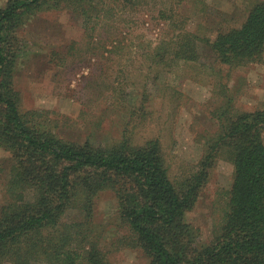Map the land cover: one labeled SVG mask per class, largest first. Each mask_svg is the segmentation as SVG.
I'll list each match as a JSON object with an SVG mask.
<instances>
[{
    "label": "trees",
    "instance_id": "obj_1",
    "mask_svg": "<svg viewBox=\"0 0 264 264\" xmlns=\"http://www.w3.org/2000/svg\"><path fill=\"white\" fill-rule=\"evenodd\" d=\"M112 1L125 10L135 3L7 0L0 6V149L10 154L6 200L0 205V264H114L111 252L122 249L143 251L147 264H264V107L238 110L234 96L223 89L212 112L217 127L202 140L203 155L176 177L162 139L138 134L153 122L146 85L143 92L132 81L121 87L118 98L125 101L127 95L129 103L108 98L130 121L123 136L107 142L72 138L64 116L24 108L15 80L24 47L20 33L32 17L70 9L93 31L102 22L115 24L120 9ZM200 40L197 32L183 30L149 44L141 56L158 71L195 62L202 56ZM93 41L101 39L91 33ZM205 41L227 66L262 60L264 0L253 1L240 25ZM101 45L106 48V41ZM224 155L234 163L226 211L210 241L202 242L201 228L187 213ZM106 191L117 201V213L107 223L96 219ZM106 229L119 231L111 234L108 248Z\"/></svg>",
    "mask_w": 264,
    "mask_h": 264
},
{
    "label": "rangeland",
    "instance_id": "obj_2",
    "mask_svg": "<svg viewBox=\"0 0 264 264\" xmlns=\"http://www.w3.org/2000/svg\"><path fill=\"white\" fill-rule=\"evenodd\" d=\"M133 1L128 10L122 3L112 1L110 4L120 9L115 24L102 22L93 31L86 30L83 18L70 9L45 10L32 17L20 33L24 47L15 81L24 108L50 109L64 116L63 125L72 138H89L93 142L117 139L129 124V116L108 98H118L121 87L130 81L137 83L133 86L141 92L146 85L147 110L154 112L150 117L153 122L148 132L149 127L138 134L162 139L172 177H176L203 155L202 140L217 127L212 112L223 99V89L234 96L238 110L264 107V57L245 66L230 67L217 59L205 41L240 25L254 0ZM6 2L0 0V6ZM113 17L108 16L107 20L110 22ZM183 30L200 35L199 60L180 62L159 71L148 67L149 62L145 64L141 54L149 44ZM91 33L101 43L90 42ZM104 41L106 48L101 45ZM112 87L117 91L112 92ZM118 99L116 103H129L127 95L125 101ZM9 169L10 154L0 149V205L6 200ZM233 179L234 163L224 155L212 170L198 204L187 213V219L201 228L202 242L210 241L217 221L225 214ZM116 213L115 195L111 191L102 193L96 219L107 223ZM117 232L106 229L107 248L111 234ZM111 257L114 264L148 263L140 250L112 251Z\"/></svg>",
    "mask_w": 264,
    "mask_h": 264
}]
</instances>
